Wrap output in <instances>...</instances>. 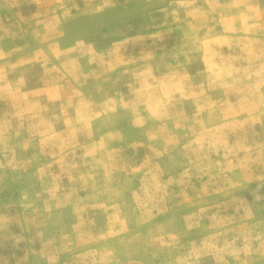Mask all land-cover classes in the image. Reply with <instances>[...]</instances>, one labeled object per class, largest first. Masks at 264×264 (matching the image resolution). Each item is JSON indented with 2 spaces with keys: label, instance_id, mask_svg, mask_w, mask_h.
<instances>
[{
  "label": "rangeland",
  "instance_id": "374dc122",
  "mask_svg": "<svg viewBox=\"0 0 264 264\" xmlns=\"http://www.w3.org/2000/svg\"><path fill=\"white\" fill-rule=\"evenodd\" d=\"M0 264H264V0H0Z\"/></svg>",
  "mask_w": 264,
  "mask_h": 264
}]
</instances>
